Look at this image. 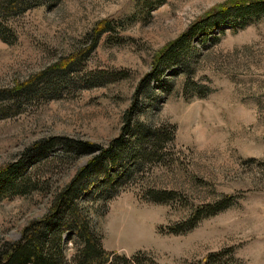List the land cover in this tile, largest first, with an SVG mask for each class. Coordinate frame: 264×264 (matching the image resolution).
<instances>
[{
    "label": "rangeland",
    "instance_id": "rangeland-1",
    "mask_svg": "<svg viewBox=\"0 0 264 264\" xmlns=\"http://www.w3.org/2000/svg\"><path fill=\"white\" fill-rule=\"evenodd\" d=\"M239 1L56 0L11 21L16 40H0V169L19 163L27 180L26 194L0 199V245L19 240L95 156L68 154L66 139L107 148L132 108L133 121L174 136L139 148L135 132L125 135L119 160L83 181L91 197L77 201L104 250L142 264H264V14L193 40L137 94L171 43ZM102 23L110 30L87 53ZM52 138L39 162L34 146Z\"/></svg>",
    "mask_w": 264,
    "mask_h": 264
},
{
    "label": "trees",
    "instance_id": "trees-1",
    "mask_svg": "<svg viewBox=\"0 0 264 264\" xmlns=\"http://www.w3.org/2000/svg\"><path fill=\"white\" fill-rule=\"evenodd\" d=\"M54 1L56 0H0V40L9 44L13 43L16 40V32L10 24L11 21L41 4L49 6ZM261 14H264V0H247L222 5L220 9L195 22L159 55L154 70L141 82L137 94L142 88H148L155 82L173 61L177 52H183L193 40L205 38L208 31L210 32L213 28L226 22L232 20L237 22L240 19ZM109 30L107 23L99 24L94 29L93 42L88 47L87 53L96 48L100 37ZM162 66L164 69H161ZM132 110L131 108L126 111V125L123 128V134L113 139L107 148L88 142L66 139L68 154L75 157L95 156L76 173L67 185L54 194L48 212L42 218L31 221L23 229L19 240L7 241L0 245V264H70L65 252L66 244L70 241L77 245L72 264H142L138 255L132 258L119 256L114 258L115 255L112 257L113 254L106 252L101 244V237L91 225L88 213L82 210L77 201L91 197L88 191L82 193L80 189L83 186V181L92 171H97V167L104 161L115 163L119 160L122 149L125 147V135L129 136L135 132L136 140L140 143L139 148H157L160 142L165 143L173 140V130L170 134L165 130H156L143 123L133 121ZM55 141L56 139L52 138L36 143L34 154L39 162L46 158L47 152L55 146ZM134 141L129 140L132 143ZM133 150L135 152L134 148ZM143 150L146 152L147 149ZM135 160L134 167H140V163L143 161L142 155L137 154ZM24 175L19 163L10 164L0 169V199L13 194H26L23 191L27 180ZM102 193L106 194V190H103ZM150 194L156 195L153 201L157 203L169 200L167 192H151ZM229 205L230 203H224V205L208 206L197 210L195 218L199 221L207 216L215 215ZM182 229V226H179L172 232L174 234L182 233ZM147 264L157 263L149 260Z\"/></svg>",
    "mask_w": 264,
    "mask_h": 264
}]
</instances>
